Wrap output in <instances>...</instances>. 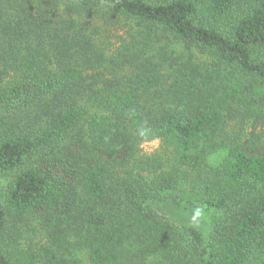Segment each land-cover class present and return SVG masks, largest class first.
I'll return each instance as SVG.
<instances>
[{
    "label": "trees",
    "instance_id": "obj_1",
    "mask_svg": "<svg viewBox=\"0 0 264 264\" xmlns=\"http://www.w3.org/2000/svg\"><path fill=\"white\" fill-rule=\"evenodd\" d=\"M108 10L143 29L112 44ZM8 173L0 264H264V0H0ZM168 199L211 231L162 216ZM35 221L45 243L17 245Z\"/></svg>",
    "mask_w": 264,
    "mask_h": 264
},
{
    "label": "rangeland",
    "instance_id": "obj_2",
    "mask_svg": "<svg viewBox=\"0 0 264 264\" xmlns=\"http://www.w3.org/2000/svg\"><path fill=\"white\" fill-rule=\"evenodd\" d=\"M109 11V10H108ZM102 11V14L105 17H108V21L103 20L105 22L103 27H99L102 22L95 23L96 27H99L105 36H108L110 42L112 44H117L119 46L121 43V37H126L130 39V34H127L128 30L137 34L139 31L143 29L142 26L137 24L135 21L126 19L121 14H118L113 11ZM171 45L170 50L173 51V54H180L182 49L179 44L175 43L173 39L169 42ZM234 124V123H233ZM249 129H247V132ZM165 148L162 145L160 140H154L150 142H145L141 146V154L153 156L154 154L163 155ZM170 167V162L165 161L163 165L159 168V170L168 169ZM14 173L8 174H0V201H4L9 190L10 185L13 182ZM149 176L153 177L152 174L148 173ZM182 179V178H180ZM185 182H178L177 194L181 199H195L197 201L200 200L201 196L198 192L192 191V187L190 184ZM155 207L158 212L170 220L172 223L178 226H196L200 230H202L206 235L211 231L213 226L214 216L210 212H205L200 204L195 203H178L177 200L168 199L164 201H159L155 203ZM42 231L37 225L36 221L32 222L29 225H25L21 228V232L19 234V238L16 241V244H19L23 240V244L21 246H27L34 244L35 247L37 243L42 242L45 243L46 238L43 240ZM12 244L14 242L10 240ZM80 252V251H79ZM77 253L74 257L71 258L70 264H88L86 254L84 251ZM70 259V258H69Z\"/></svg>",
    "mask_w": 264,
    "mask_h": 264
}]
</instances>
